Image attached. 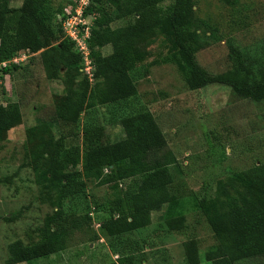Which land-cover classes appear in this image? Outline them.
<instances>
[{"label": "trees", "instance_id": "obj_1", "mask_svg": "<svg viewBox=\"0 0 264 264\" xmlns=\"http://www.w3.org/2000/svg\"><path fill=\"white\" fill-rule=\"evenodd\" d=\"M13 1L0 0V65L7 63L2 71L17 68L13 62L16 57L42 51L50 80H58L63 72L69 77L65 93L56 99L53 117L61 131L49 138L45 135L50 125L49 130L39 131L42 138L33 161L39 180H46L49 189H58L60 210L40 230L37 241L26 244L17 240L9 245L11 262L30 264L67 250L74 232L96 219L87 203L89 184L109 190L104 201L92 199L96 213L104 212L97 221L109 236L148 227L151 213L166 205V217L177 216L169 218L171 229L183 230L186 209L172 192V170L179 166L178 159L154 114L142 105H132L137 95L134 72L143 67L148 73L149 65L173 63L191 90L221 85L239 98L261 102L264 64L260 58L252 60L232 47V72H207L196 57L197 35L191 29L194 0H92L86 12L97 16L88 41L95 66L91 81L83 72L82 54L66 36L60 20L61 16L71 15L74 2L67 9L64 4L55 7L53 0H20L21 7H13ZM166 2H172L169 11L162 8ZM121 21L126 24L114 28ZM156 31L163 34L167 51L163 59L149 62L151 57L141 40ZM105 44L111 47L108 55L102 51ZM73 72L83 77L77 85L78 76ZM104 106L109 107L110 123L99 125L89 117L79 126L84 113ZM21 119L19 103L0 105V136L20 124ZM111 124L122 128L121 139L111 140ZM66 128L69 130L64 133ZM71 137H80L82 142L68 146ZM74 162H80L81 169L71 170ZM232 188L234 193L228 194L226 201L202 199L193 205L206 217L216 239L207 254L213 264L264 258V163L233 173ZM67 200L76 203L69 211L64 206ZM82 201L87 207L84 215L78 213ZM107 264H134V258L123 256Z\"/></svg>", "mask_w": 264, "mask_h": 264}, {"label": "rangeland", "instance_id": "obj_2", "mask_svg": "<svg viewBox=\"0 0 264 264\" xmlns=\"http://www.w3.org/2000/svg\"><path fill=\"white\" fill-rule=\"evenodd\" d=\"M232 1L194 0L191 29L197 35L196 57L212 75L232 72V47L252 60L260 58L264 64V0ZM53 2L55 7L64 4L68 9L74 0ZM21 5L20 0L12 2L13 7ZM171 6L172 2H166L162 8L169 11ZM125 24L121 21L114 28ZM164 42L160 31L141 40L151 57L149 62L163 59L167 51ZM104 46L102 51L108 55L111 47ZM41 53L16 57L17 68L7 73L0 65V105L17 102L22 114L20 124L0 136V264H15L10 259L9 245L17 240L26 244L37 241L40 230L60 210L58 189H49L46 180H39L33 161L42 138L39 131L51 126L45 138L58 136L61 131L53 117L56 99L65 93L69 74L63 72L58 80H50ZM134 74L137 95L132 105H142L154 114L178 159L179 166L172 170V192L186 209L184 229H171L169 218L177 216L166 217V205L151 213L148 227L109 236L97 221L104 212L96 213L92 203V199L104 201L109 190L89 184L87 203L96 219L74 232L67 250L30 264H107L123 256H133L134 264H213L207 254L216 239L206 217L193 205L202 199L226 201V196L234 193L232 174L264 163V101L239 98L221 85L191 90L173 63L149 65L148 73L140 67ZM73 75L78 76L77 85L83 77L76 72ZM89 117L99 125H107L111 119L109 107L87 111L79 126ZM108 132L112 141L124 136L118 125L111 124ZM81 142L80 137L67 140L68 146ZM77 169H81V163H72L71 170ZM83 202L78 205L80 215L87 210ZM72 204L76 203L64 201L65 210L69 211ZM237 264H264V258Z\"/></svg>", "mask_w": 264, "mask_h": 264}, {"label": "built area", "instance_id": "obj_3", "mask_svg": "<svg viewBox=\"0 0 264 264\" xmlns=\"http://www.w3.org/2000/svg\"><path fill=\"white\" fill-rule=\"evenodd\" d=\"M74 4V10L71 15H68L65 18L64 16H61L60 20L62 21L66 36L76 43V47L82 54L83 62L85 64L83 72H85L90 77L91 81H93V71L95 66L91 57V50L88 41L91 39L95 15H86L88 8L92 4V0H74ZM13 62L18 63V60L15 59ZM6 65L7 63L2 64L3 67Z\"/></svg>", "mask_w": 264, "mask_h": 264}]
</instances>
